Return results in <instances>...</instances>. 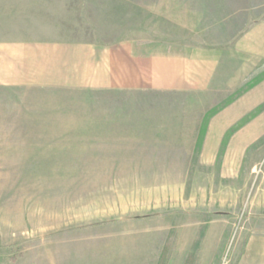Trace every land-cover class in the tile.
Here are the masks:
<instances>
[{
  "label": "crops",
  "instance_id": "0c3cea01",
  "mask_svg": "<svg viewBox=\"0 0 264 264\" xmlns=\"http://www.w3.org/2000/svg\"><path fill=\"white\" fill-rule=\"evenodd\" d=\"M0 1V168L10 172L74 165L90 150L91 159L116 151L144 158L152 173L185 175L226 118L223 109L209 122L210 95L233 85V103L264 101L253 90L264 85V0H234L218 22L230 40L200 45L170 30H77L81 0ZM239 264H264V206L251 209Z\"/></svg>",
  "mask_w": 264,
  "mask_h": 264
},
{
  "label": "rangeland",
  "instance_id": "374dc122",
  "mask_svg": "<svg viewBox=\"0 0 264 264\" xmlns=\"http://www.w3.org/2000/svg\"><path fill=\"white\" fill-rule=\"evenodd\" d=\"M81 3L76 29L96 37H155L160 29L197 45L230 40L218 22L234 0ZM232 88L204 103L209 122L223 109L226 118L185 175L152 173L144 158L116 151L107 162L100 152L91 159L90 150L74 165L0 168V264H187L190 255L192 264H239L251 209L264 206V101L233 103ZM253 90L264 97V85Z\"/></svg>",
  "mask_w": 264,
  "mask_h": 264
},
{
  "label": "trees",
  "instance_id": "16d2710c",
  "mask_svg": "<svg viewBox=\"0 0 264 264\" xmlns=\"http://www.w3.org/2000/svg\"><path fill=\"white\" fill-rule=\"evenodd\" d=\"M163 257H164V254H163ZM193 257H194V256L190 255V257H189L188 260H187V264H192V262H193ZM159 264H166V259H165V258H162Z\"/></svg>",
  "mask_w": 264,
  "mask_h": 264
}]
</instances>
